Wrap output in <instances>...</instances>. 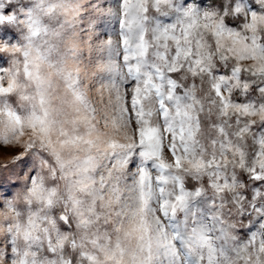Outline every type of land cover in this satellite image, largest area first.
<instances>
[{
    "label": "clouds",
    "instance_id": "1",
    "mask_svg": "<svg viewBox=\"0 0 264 264\" xmlns=\"http://www.w3.org/2000/svg\"><path fill=\"white\" fill-rule=\"evenodd\" d=\"M0 16V264H264V0Z\"/></svg>",
    "mask_w": 264,
    "mask_h": 264
},
{
    "label": "snow or ice",
    "instance_id": "2",
    "mask_svg": "<svg viewBox=\"0 0 264 264\" xmlns=\"http://www.w3.org/2000/svg\"><path fill=\"white\" fill-rule=\"evenodd\" d=\"M14 19L13 16H0V21H12Z\"/></svg>",
    "mask_w": 264,
    "mask_h": 264
}]
</instances>
